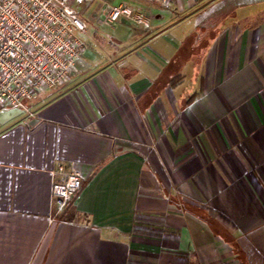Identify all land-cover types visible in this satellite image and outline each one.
I'll use <instances>...</instances> for the list:
<instances>
[{"label":"crops","instance_id":"0c3cea01","mask_svg":"<svg viewBox=\"0 0 264 264\" xmlns=\"http://www.w3.org/2000/svg\"><path fill=\"white\" fill-rule=\"evenodd\" d=\"M81 15L73 85L0 125V264H264V0ZM60 166L84 178L63 214Z\"/></svg>","mask_w":264,"mask_h":264},{"label":"built area","instance_id":"2783aa9c","mask_svg":"<svg viewBox=\"0 0 264 264\" xmlns=\"http://www.w3.org/2000/svg\"><path fill=\"white\" fill-rule=\"evenodd\" d=\"M94 0H0V114L25 110L35 98L64 93L79 73L78 62L88 51L87 24L80 8ZM132 18L149 28L142 14L112 8L108 23ZM53 205L63 214L82 188L84 178L74 168L52 173Z\"/></svg>","mask_w":264,"mask_h":264},{"label":"rangeland","instance_id":"374dc122","mask_svg":"<svg viewBox=\"0 0 264 264\" xmlns=\"http://www.w3.org/2000/svg\"><path fill=\"white\" fill-rule=\"evenodd\" d=\"M85 8H80V12L83 13ZM33 104L36 103V100L32 102ZM21 110L12 109V110H6L0 114V125L8 122L9 120H12L13 118L19 116L21 114Z\"/></svg>","mask_w":264,"mask_h":264},{"label":"trees","instance_id":"16d2710c","mask_svg":"<svg viewBox=\"0 0 264 264\" xmlns=\"http://www.w3.org/2000/svg\"><path fill=\"white\" fill-rule=\"evenodd\" d=\"M183 55H184V53H183ZM180 56V55H179ZM180 80V78H178V79H175V81H173L172 82V84H171V87H176L177 86V84H178V81Z\"/></svg>","mask_w":264,"mask_h":264}]
</instances>
